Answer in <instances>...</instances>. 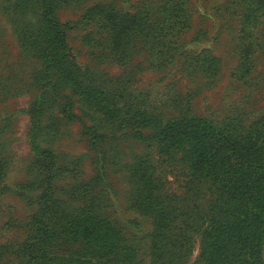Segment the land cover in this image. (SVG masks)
<instances>
[{
    "label": "rangeland",
    "instance_id": "obj_1",
    "mask_svg": "<svg viewBox=\"0 0 264 264\" xmlns=\"http://www.w3.org/2000/svg\"><path fill=\"white\" fill-rule=\"evenodd\" d=\"M41 1L0 0V264H21L30 253L26 243L44 191L54 231L42 264H88L82 256L90 250H103L106 264H171L179 258L196 264L204 231L196 214L208 210L211 192L186 196L189 177L162 164L167 193L177 197L167 198L176 220L162 232L155 210L133 201L137 192L129 167L148 155L160 157L153 137L162 120L182 106L228 119L231 128L247 129L264 116V20L243 34L244 0H57L53 15L68 43V68L62 71L50 66L59 48L55 39L49 41L52 29L41 18ZM104 11L112 18H135L124 50L105 42L108 29L97 23ZM164 15L173 23H162ZM148 18L158 23L150 26ZM148 28L168 33L173 48L148 40ZM252 44L255 53L246 60ZM244 60L252 67L247 75L240 68ZM62 74L70 84L62 86ZM44 91L51 100L39 116L34 105ZM116 102L134 109L144 105L153 118L98 139L112 133L104 116ZM84 103L93 106L86 110ZM41 151L58 167L65 165L60 172L52 168L47 191L46 182L31 185L46 175ZM90 198L94 214L115 228L107 222L102 227L109 242L84 238V230L77 236L79 222L95 220L85 213ZM164 232L168 242L162 241ZM176 241L183 243L180 250L170 246ZM262 248L264 261V238Z\"/></svg>",
    "mask_w": 264,
    "mask_h": 264
},
{
    "label": "trees",
    "instance_id": "obj_2",
    "mask_svg": "<svg viewBox=\"0 0 264 264\" xmlns=\"http://www.w3.org/2000/svg\"><path fill=\"white\" fill-rule=\"evenodd\" d=\"M244 3L242 33H248L256 27L260 20H264V0H244ZM56 4L57 0H42L40 15L47 26L52 29L51 35L48 34L49 41L52 44V38L55 39V44L59 48V55L51 61L50 66L66 71L68 68L67 35L63 25L54 18ZM129 15H121L118 19L112 18L111 14L104 11L97 19L98 24L108 29L105 42H110L118 50H124L128 45L129 39H125V35L137 24L135 18H127ZM160 21L164 24L173 23V17L164 15ZM148 23L154 26L158 23V19L152 22L148 18ZM145 36L148 40L152 38L163 48H173L172 41L169 40V45L166 42L168 33H159L148 28ZM43 49L44 46L40 51ZM160 52L161 57H165L163 55L165 53ZM246 53V60H250V56L255 53L253 44L246 49ZM39 60L42 61V58L39 57ZM246 60L240 67L244 75H247L252 68ZM59 81L62 82V86L71 83V80L63 74ZM50 100L51 95L44 91L39 102L34 105L39 116L47 109ZM84 106L88 110L93 105L84 103ZM145 108L144 105H140L139 109H134L132 106H120L119 103H114V110L104 116L105 123L111 129L109 132L112 133H100L97 135L98 139L114 138L116 127L124 128L134 124L143 126L146 121L153 118L152 110ZM71 114L68 113L69 118ZM95 128L92 127L93 130ZM94 133L96 135L97 130ZM153 138L160 144V157L157 155L154 160L148 155L141 162L137 160L136 164L129 167L132 184L137 192L133 201L147 202L158 214H156V227L162 232L168 229L174 219L176 220V209L167 204V198L172 196L177 199V197L172 193H167L168 187L165 185L163 171L167 163L168 166H176L179 171H184L189 177L186 196L191 195L194 190L200 193L204 189L209 190L213 195L208 210L196 214V225L199 229H204L202 250L196 264H264L262 256L264 116L247 129L231 128L228 119L221 121L198 115L187 105L180 107L176 116L162 120ZM39 153V158L46 162V178L42 176V180L38 178V181L32 182L31 185H37L40 181L46 182L45 190L47 191L52 188V168L57 165L60 172L65 165L59 164L58 167V163H55L56 160L50 153L45 151ZM158 167L162 170L159 174L157 173ZM44 193L45 191L39 200L34 235L26 243V248L30 253L21 264H42L46 257V246L50 234L54 231V222L49 214V204L45 201L48 193L43 195ZM89 203L90 206L85 212L86 216L93 217L95 220L87 226L79 222L77 236H80V231L84 230V238L90 236V239L95 242L111 241L102 227L107 222L110 230L113 231L115 228L110 221L105 220L104 222L101 216L94 214L93 198H90ZM97 211L99 212L98 209ZM161 235L162 241L168 242L165 239L166 233H161ZM182 245L183 243L179 241L174 244L170 243V246L176 250H180ZM82 257L87 260L88 264H106L103 250H90ZM171 264H183V260L182 258L174 259Z\"/></svg>",
    "mask_w": 264,
    "mask_h": 264
}]
</instances>
